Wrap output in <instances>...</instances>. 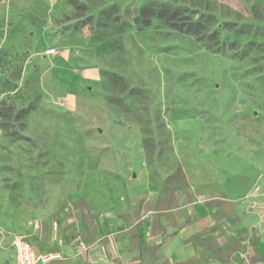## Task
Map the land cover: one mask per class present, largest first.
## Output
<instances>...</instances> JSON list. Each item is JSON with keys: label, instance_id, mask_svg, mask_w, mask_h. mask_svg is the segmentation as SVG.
Segmentation results:
<instances>
[{"label": "rangeland", "instance_id": "1", "mask_svg": "<svg viewBox=\"0 0 264 264\" xmlns=\"http://www.w3.org/2000/svg\"><path fill=\"white\" fill-rule=\"evenodd\" d=\"M262 177L264 0H0V249L37 218L168 241Z\"/></svg>", "mask_w": 264, "mask_h": 264}, {"label": "crops", "instance_id": "2", "mask_svg": "<svg viewBox=\"0 0 264 264\" xmlns=\"http://www.w3.org/2000/svg\"><path fill=\"white\" fill-rule=\"evenodd\" d=\"M262 179L257 190L231 185L224 194L218 192L217 200L196 202L190 207V221L168 241L162 242L146 221L132 225L115 215L99 217L91 237L83 223L53 219L41 226L37 218L38 230L26 239L36 253L55 254L44 264H264ZM75 238L90 245L83 255L77 253ZM15 259L11 240L0 249V264H15Z\"/></svg>", "mask_w": 264, "mask_h": 264}, {"label": "built area", "instance_id": "3", "mask_svg": "<svg viewBox=\"0 0 264 264\" xmlns=\"http://www.w3.org/2000/svg\"><path fill=\"white\" fill-rule=\"evenodd\" d=\"M57 52V48L49 47L46 54H55ZM56 224L57 223L54 222V226H56ZM73 241L76 245L78 254L83 255L90 248V245L81 239L75 238ZM12 242L16 257L15 264H44L56 257L54 253H36L33 245L24 235L15 236Z\"/></svg>", "mask_w": 264, "mask_h": 264}]
</instances>
